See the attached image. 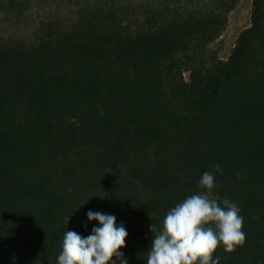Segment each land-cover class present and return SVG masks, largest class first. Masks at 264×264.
<instances>
[{
  "label": "trees",
  "instance_id": "trees-1",
  "mask_svg": "<svg viewBox=\"0 0 264 264\" xmlns=\"http://www.w3.org/2000/svg\"><path fill=\"white\" fill-rule=\"evenodd\" d=\"M239 2L0 0V264H57L90 210L147 264L206 171L246 236L213 258L264 264V0L227 59L210 48Z\"/></svg>",
  "mask_w": 264,
  "mask_h": 264
},
{
  "label": "clouds",
  "instance_id": "clouds-1",
  "mask_svg": "<svg viewBox=\"0 0 264 264\" xmlns=\"http://www.w3.org/2000/svg\"><path fill=\"white\" fill-rule=\"evenodd\" d=\"M214 168L222 172L219 164ZM214 186V175L204 172L199 187L206 191L177 203L159 228L154 223L150 225L153 238L147 250V264H220V258L213 257L221 245L225 252L232 253L244 244L240 208L228 198L223 199L222 205L212 198ZM87 217L89 221H98L99 226L93 227L87 237L64 231L57 264H116L117 260L128 264L120 251L126 247L125 226L117 225L116 217L110 214L90 210Z\"/></svg>",
  "mask_w": 264,
  "mask_h": 264
},
{
  "label": "rangeland",
  "instance_id": "rangeland-1",
  "mask_svg": "<svg viewBox=\"0 0 264 264\" xmlns=\"http://www.w3.org/2000/svg\"><path fill=\"white\" fill-rule=\"evenodd\" d=\"M251 12L252 0H240L239 4L231 11L225 31L210 45L211 50L220 58H228L237 43L240 33L251 25ZM0 34L4 35L3 38L8 37L5 32Z\"/></svg>",
  "mask_w": 264,
  "mask_h": 264
}]
</instances>
